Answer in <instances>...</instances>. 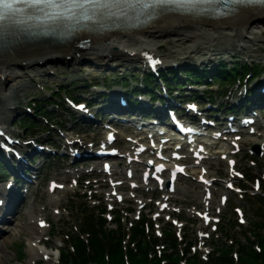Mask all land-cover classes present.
I'll use <instances>...</instances> for the list:
<instances>
[{
    "label": "bare ground",
    "instance_id": "1",
    "mask_svg": "<svg viewBox=\"0 0 264 264\" xmlns=\"http://www.w3.org/2000/svg\"><path fill=\"white\" fill-rule=\"evenodd\" d=\"M114 22H121V19L117 18ZM262 24H264V6H241L236 10L235 14L227 18L214 19L210 16L201 17L188 13L170 12L164 14L162 19L150 27L140 30H117L107 33L86 30L77 31L83 37H92L93 43H96V40L113 38V44L117 42L120 45L117 52H112L110 49L91 51L87 48H81L72 42L63 45H57L56 43L45 45L41 44L42 42L23 41L24 37L18 31L12 29L7 34L10 45H6V51H0V123H3V120L11 110H16L17 102L14 99L21 93L26 92L27 83L23 80L25 78L22 77H29L31 70L38 67L50 66L56 61V58L62 61V57L73 53L75 56L70 59V62L67 61V64L81 63L86 66L84 62L87 58L108 63L109 61H117L121 57L134 54L132 56L133 59L140 62L143 60L142 57L144 55L146 62L150 63L154 61L148 58L152 51H155L157 55L163 56V54L159 53L157 46L159 40L162 42L166 41L168 44L188 43L189 46H194L197 43L201 45L207 40L213 45L224 43L227 46H232L234 42H240V45H244L254 38L257 29L262 30ZM144 50H148V52ZM77 53L81 54V56ZM188 60L193 62L192 59ZM181 62L183 64L186 63V61ZM155 67L159 68L157 62ZM81 70L86 73L85 69L81 68ZM120 70L129 71V68L120 67ZM19 77L20 79L18 80ZM2 129L7 132L5 126ZM50 198L56 201V196L51 195ZM30 217L34 218L35 216L31 213ZM26 226L29 234L32 235L30 238V254L32 258H35L43 253L42 249L38 247L37 237L39 235L35 236L42 229L37 226V223L36 225L28 223ZM34 241L38 245L33 244Z\"/></svg>",
    "mask_w": 264,
    "mask_h": 264
},
{
    "label": "rangeland",
    "instance_id": "2",
    "mask_svg": "<svg viewBox=\"0 0 264 264\" xmlns=\"http://www.w3.org/2000/svg\"><path fill=\"white\" fill-rule=\"evenodd\" d=\"M262 30L257 29L256 35L254 36L253 39H251V41H248L249 43H242L244 45H240V42H234L233 45H229L227 46L224 43H218L213 45L211 42H209L208 40L205 41L204 43H202L201 45H198V43L194 46H189L188 43L185 44H181V43H174V44H168V42L166 41H158L157 45L160 47V50H162V52H164L165 54L171 56V57H167V55H165V60L169 61L170 63H167L168 67L172 68L174 67L173 65L178 64V65H183V62L179 61L178 59H175V56L179 57V58H183L182 61H186V63L189 62L188 59H192L193 61L196 62V60H199V62H210L214 65H216L218 63V60L220 58H226L228 61H230L232 59L233 55H237V56H233L235 60L237 59H245L248 61H252L254 60V62L256 64L259 65H264V24H262ZM80 56V54H79ZM88 57V56H87ZM209 57H211L213 60H210ZM167 58V59H166ZM88 59V58H87ZM86 59V60H87ZM125 58H123L122 60H124ZM65 58L61 60H56L53 64H51L50 66H42V67H38L36 69L31 70V72L29 73V77H22L25 78L23 79L27 84V88L25 89L26 92H24L23 94L21 93L17 98H15L14 100L17 101L18 103H21L23 106L26 105L27 103H31V99L32 97H34L35 95L44 97L46 96L50 91L56 89V86H61L62 88L65 89H70V93L74 92V93H81V97L83 96V94H86L87 92L90 93L91 89H90V84L92 82H96L98 80L103 81V78L105 82H109L112 81L113 78H119V80L121 79L122 81L127 79V77L120 78V73L124 72L121 70L118 71H112V70H105L104 68H102V65L104 67H106V63H102L99 61H95L93 60L97 65L101 64V68H99V66L97 65H93L90 64L89 62H84V64H89V65H82L80 63H75V64H67L66 61L70 62V60H66ZM178 60V61H177ZM210 60V61H209ZM231 60V61H232ZM185 63V64H186ZM48 68H52L53 71H48ZM81 68L85 69L86 73L82 72ZM139 70H137L138 72H142L143 69L139 68ZM137 71H133V72H137ZM128 72V71H127ZM105 75H108L107 77H104ZM125 75V73H124ZM128 75V74H127ZM134 76L136 74H133ZM119 76V77H117ZM20 79V77L18 78V80ZM104 87V86H103ZM233 88H243L242 86H239V83L236 84V86H234ZM60 89L56 90V93H59ZM27 94V95H26ZM60 94V93H59ZM58 94V96H59ZM66 91H64L63 93L60 94L59 98L61 101L64 99ZM241 94V91H236L234 94V97L238 98ZM63 98V99H62ZM23 109V108H22ZM68 113H66L67 115ZM65 115V117H66ZM63 117V118H65ZM8 118V116L4 119L6 120ZM12 120V119H11ZM10 117L8 118V123L11 122ZM56 120L58 121L59 118H56ZM21 121V120H19ZM18 120H13L12 121V125H13V129L20 133L23 134V125H24V121H22L21 123ZM38 124L41 125L42 128H45L47 126V122H43L40 120H35ZM50 121H52V119H50ZM53 121H55V119H53ZM67 123L66 124H72L71 121H68V119H66ZM28 122V119L25 121ZM82 123H78L73 124L75 126L81 125ZM57 134V132H55ZM100 135V134H99ZM44 141V139H43ZM215 168H217V166H215ZM221 169H223L222 165H221ZM223 171V170H221ZM51 175V173H50ZM49 175V176H50ZM196 192L195 187H191L190 189V193L192 194L191 197L188 198V200H192L194 199L193 197V193ZM36 196L35 200H38V202L36 203V201L34 202V200L31 198L30 201V206H26L25 209H23L22 211H19V209H16V214H15V219L12 222V224H9L6 227V231L5 233L1 234L2 236L0 237V264H52V263H56L59 260V256L55 255H50V258H45L43 255H40L38 257H36L34 260H32L31 262V258L29 260V247H28V243L29 241V237L31 234H29L28 232V227L26 226L30 219V214L27 211H32L34 214H36L38 212V210L40 211V203H48L49 199L46 196V194L44 193L43 190L40 191H32V196L33 197ZM245 208L247 209L248 216L250 218H254L253 215V205L251 203H245ZM77 211V210H75ZM67 212H71L70 207H67ZM47 213L50 214V210H47ZM184 219H189L188 215H185ZM228 219L232 220V216L230 213H228V210L226 211V215L224 216V221H228ZM64 220L66 221V223L68 222H72L74 223V216L73 214L66 216L64 218ZM223 222L220 224L222 227ZM18 223V224H17ZM109 224V223H108ZM67 225V224H66ZM56 226V225H55ZM63 226V223L60 222L59 224V228L58 231L61 232L62 231H67V229H61ZM116 225L114 223H110L109 227L114 228ZM18 227V228H17ZM53 230V229H52ZM55 231H57V229H55ZM232 232H234V230H231ZM193 231L191 228H185V233L186 234H191ZM32 236V235H31ZM239 236V235H238ZM241 238V237H239ZM53 241H50V243H46L47 244V252L50 251H56V246H58V244H61L60 242L57 244L56 241H59L60 237H55L53 238ZM148 241V239H147ZM43 245V244H42ZM53 246V247H52ZM52 247V250H51ZM21 253H23V255H21Z\"/></svg>",
    "mask_w": 264,
    "mask_h": 264
},
{
    "label": "snow or ice",
    "instance_id": "3",
    "mask_svg": "<svg viewBox=\"0 0 264 264\" xmlns=\"http://www.w3.org/2000/svg\"><path fill=\"white\" fill-rule=\"evenodd\" d=\"M236 2L239 0H0V22H15L21 16L42 22H62L65 19L100 21L125 17L130 11L152 16L158 10L166 11L169 5L189 11L216 12L221 5ZM80 107L83 108V105ZM172 175L174 178L175 173Z\"/></svg>",
    "mask_w": 264,
    "mask_h": 264
},
{
    "label": "trees",
    "instance_id": "4",
    "mask_svg": "<svg viewBox=\"0 0 264 264\" xmlns=\"http://www.w3.org/2000/svg\"><path fill=\"white\" fill-rule=\"evenodd\" d=\"M244 67L247 66L245 65ZM225 68L226 64L220 62L215 69L217 75L231 78L237 71L242 69L238 64L237 67H233L231 70ZM254 69L256 72L259 70L257 67H254ZM189 71L193 76H199V73L197 74L193 73L191 70ZM91 220L87 230L91 231L95 236L89 240L90 251H87L85 242H82L79 237H74L73 241L77 244L76 252L73 254L69 253L68 258L63 260L62 264H126V255L129 256L133 264H162L157 259V256L150 258L148 250H143V247L149 248L150 243L146 245V242L141 241L139 244V254L135 253L131 247H128L127 251H125L121 240L115 238L111 232L108 233L104 231L102 228L103 224H98L94 218H91ZM258 225H260V223H258ZM260 226L256 227L258 231L257 234L260 236L259 244L262 246L260 253L253 245L255 240L249 236L247 241L239 240V261L236 262L235 258L231 255V251L236 243L230 244L228 240H221L217 245V251L210 255V264H264V232L261 231ZM136 230V235L141 232L142 236H144V229L140 224L136 226ZM100 231L103 232L101 237L98 235ZM227 235H229V233H227ZM166 238V243L176 248L178 240L175 236L169 233ZM169 259L170 262L168 264H181L180 252L176 251ZM189 260L190 259H188L185 264H199L198 259H195V261Z\"/></svg>",
    "mask_w": 264,
    "mask_h": 264
},
{
    "label": "water",
    "instance_id": "5",
    "mask_svg": "<svg viewBox=\"0 0 264 264\" xmlns=\"http://www.w3.org/2000/svg\"><path fill=\"white\" fill-rule=\"evenodd\" d=\"M79 41V40H78ZM78 41H76L75 43L76 44H80ZM93 40H90L89 43H81L80 46H85L88 47V48H91V49H95L96 47H103V48H107L108 45H110V42L109 41H105V40H96V43L92 42Z\"/></svg>",
    "mask_w": 264,
    "mask_h": 264
}]
</instances>
